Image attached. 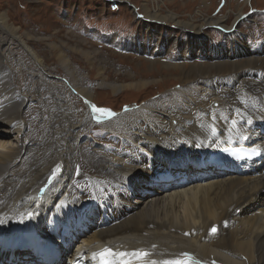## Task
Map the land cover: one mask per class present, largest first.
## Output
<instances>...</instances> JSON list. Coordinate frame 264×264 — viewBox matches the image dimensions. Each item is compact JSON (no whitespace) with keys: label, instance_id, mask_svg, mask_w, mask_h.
I'll list each match as a JSON object with an SVG mask.
<instances>
[{"label":"bare ground","instance_id":"1","mask_svg":"<svg viewBox=\"0 0 264 264\" xmlns=\"http://www.w3.org/2000/svg\"><path fill=\"white\" fill-rule=\"evenodd\" d=\"M247 6H236L232 16L196 20L145 7L144 17L151 21L148 26L159 22L193 34L183 41L175 37L181 62L163 60L170 50L165 48V33L145 43L106 38L124 49L151 55L147 61L161 62L170 74L177 71L183 84L170 91L172 95L165 93L134 111L123 112L119 120L106 125L101 137L112 139L101 142L106 148L123 141L133 145L130 150L115 148L118 151L113 154L101 153L91 142V137H98L94 128L82 127L83 121L74 117V98L68 97V91L90 104L95 100L93 88L85 83L87 77L78 75L61 55V66L69 71L63 86L30 46L29 38L6 13L0 14V45L7 44L0 50V136L4 137L0 140V230L24 210L50 213L57 205H65L62 210L72 216L83 214L86 225H101L91 226L74 250L65 251V257L81 251L90 257L106 248L123 264L125 260L141 264L130 256L117 255L136 250L148 253L144 259L149 264H264V38H252V42L257 40L252 43L239 31L243 21L251 24L253 12L244 10ZM211 27L222 28L232 37L205 46V33ZM15 55L20 56L13 59ZM27 58L35 73L28 74V79L17 78ZM195 58L206 60L191 63ZM200 83L204 86L199 92ZM99 87L118 90L105 78ZM204 98H210L211 106L200 101ZM215 102L219 107L213 106ZM58 127L65 129L57 131ZM245 136L262 151L254 161H263L257 168L239 173V169L197 167L199 148L216 151L217 144L222 147L228 139L238 141ZM62 150L66 157L60 155ZM92 151L94 160L87 161ZM57 168L62 172L48 189L50 195L38 199L37 189ZM173 168L190 172L188 182L167 181L172 184L165 185L152 181L155 173ZM198 174L202 176L197 180ZM132 192L137 198H130ZM97 199L105 200L104 208ZM213 226L218 227L216 232L211 231Z\"/></svg>","mask_w":264,"mask_h":264},{"label":"rangeland","instance_id":"2","mask_svg":"<svg viewBox=\"0 0 264 264\" xmlns=\"http://www.w3.org/2000/svg\"><path fill=\"white\" fill-rule=\"evenodd\" d=\"M223 3L225 6L221 8ZM114 4L118 5L119 8H117L118 6L115 7L117 9L112 8ZM240 5H248L244 10L253 13L250 14L251 20L249 21L251 24L246 23L248 20L243 21L239 31L250 42L255 37L263 39L264 0H125L124 2L114 0H0V14L6 13L10 22L19 28L21 34H25V38H29L30 46L41 55L45 67L49 71L53 69L57 75L55 79L63 86H66L63 80L66 75L69 77V71L61 66L60 56L67 57V61L69 60V63L75 67V72H78V75L80 72L81 75H84L82 77H87L85 80L87 87L93 88L95 100L91 104L95 101L99 104L98 108L112 106L118 109L105 107L113 113L107 117H115L114 119L117 121L119 120L117 117L120 118L123 112L134 111L146 102L151 103L160 99L165 93L166 96L172 95L170 91L181 89L183 84L177 78L179 74L177 71L170 74L163 69L161 62L153 65L147 61L146 57L149 58L151 55L144 56L145 54L124 49L120 47L121 44L107 41V37L113 36L119 40L130 38L135 43H145L152 38L157 40L161 34L165 33V48L166 51L170 50L165 52L167 54L163 56V60L171 61L174 59L181 62L182 57L174 45L175 37H179L183 41L192 38L193 34L180 28L165 26L159 22H152L153 27L148 26L147 24L151 21L144 17L145 7L152 12L161 14L172 12L184 20L192 18L196 20L201 16H226L228 14L232 16V13L237 10L236 6ZM4 35L6 36V33L2 36ZM205 36H207L205 46H209V42L218 43L222 40L225 43L224 39L232 37L229 32L217 27L207 28ZM253 42H257V40L255 39ZM6 48L7 44L0 45L1 51ZM19 56L15 55L13 59H17L16 57ZM203 60L206 59L195 58L191 63ZM24 62L25 66L17 78L28 79V74L35 73L32 68V61L27 58ZM103 78L107 79V82L113 83L118 90L115 92L112 88L99 87ZM11 79L14 81V74L11 75ZM201 84H198L200 88L196 89L199 92L204 86ZM193 94L196 95L197 93L193 92ZM72 96L75 106L73 111L76 112L73 113L74 117L77 116L80 122L83 121L82 127L84 125L88 129L94 128L93 131H96L98 137H95L96 139L91 137V142L100 147L101 153L113 154L118 151L115 148L130 150L128 147H132L131 143L123 141L118 145H109L114 148H110L111 151H109L110 149L101 142L105 140L109 142L112 139L102 138L101 135L106 125L112 124V120L106 123L94 122L91 106L86 100L84 98L80 100L73 95L72 91H68V97L71 98ZM209 99L204 98L200 101L211 106L212 103H209ZM196 101L200 102L199 99ZM177 104L179 105L180 102ZM214 105L218 107L217 102ZM74 106L72 104V108ZM192 106L195 104L193 103ZM77 111L79 112L77 113ZM173 123L177 125L176 118ZM64 129L65 127H58L57 131ZM61 137L59 138L61 139ZM3 138L0 136V140ZM87 138L88 136L84 137V141H87ZM49 140L51 139L47 141ZM94 154V151L88 154L87 161L94 160L92 158ZM60 155L66 157L65 151L62 150ZM60 155H53L52 158ZM80 181L86 183L82 179Z\"/></svg>","mask_w":264,"mask_h":264},{"label":"snow or ice","instance_id":"3","mask_svg":"<svg viewBox=\"0 0 264 264\" xmlns=\"http://www.w3.org/2000/svg\"><path fill=\"white\" fill-rule=\"evenodd\" d=\"M97 112L100 113H105L107 115H113V113H111V110L109 109H101V108H97L96 109ZM233 123L235 124L236 122L233 121ZM213 232L216 231L215 227H213L212 229ZM98 255L100 256H111L112 252L110 249H105L103 253H98ZM117 255L121 256L122 258L124 257H132L133 260H139L141 262V264H149L148 261H145V257L148 256L147 252L144 251H140V250H136L133 251L131 253H118ZM108 264H113V262L109 261ZM124 264H132V260H125ZM150 264H156V262H150ZM164 264H180V262H173V261H166L164 262Z\"/></svg>","mask_w":264,"mask_h":264}]
</instances>
